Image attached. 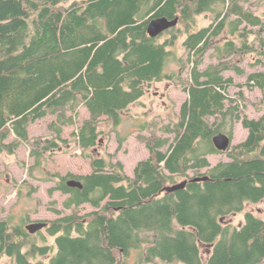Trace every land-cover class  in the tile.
Here are the masks:
<instances>
[{"label":"trees","instance_id":"16d2710c","mask_svg":"<svg viewBox=\"0 0 264 264\" xmlns=\"http://www.w3.org/2000/svg\"><path fill=\"white\" fill-rule=\"evenodd\" d=\"M246 1L0 0V153L12 154L30 140L29 127L37 120L57 117L48 127L53 135L32 140L34 166L45 167L44 154L68 142L63 128L76 124L81 106L90 117L72 134L87 151L100 142L103 116L118 126L148 87L176 78L191 64L182 81L188 98L177 120L162 127L173 138L155 130L143 136L149 157L137 163L133 176L120 161L102 157H92L90 174L55 175L59 183L50 193L69 194L67 208L90 203L96 209L49 221L55 241L45 245L38 242L42 230L32 234L0 216V258L18 264H125L140 249L143 264H264V219L246 211L248 203L264 200V114L253 119L240 112L229 94L234 77L224 75H245L240 63L253 55L250 65L263 69L238 85L264 95V17ZM218 3L223 10L215 9ZM204 12L215 19L200 26L197 17ZM157 17L179 21L151 37L148 26ZM182 36L187 61L171 49ZM210 50L219 61L201 69ZM171 57L183 63L179 73L167 72ZM238 121L248 130L246 140L225 152L217 149L213 137L233 138ZM11 133L15 139L6 143ZM215 153H227L230 161L212 166L208 156ZM181 177L185 187L166 190ZM201 177L208 178L195 180ZM69 179L83 186L70 187ZM241 212L243 224L229 221ZM202 247L211 252L203 254Z\"/></svg>","mask_w":264,"mask_h":264},{"label":"rangeland","instance_id":"374dc122","mask_svg":"<svg viewBox=\"0 0 264 264\" xmlns=\"http://www.w3.org/2000/svg\"><path fill=\"white\" fill-rule=\"evenodd\" d=\"M219 4L214 5L215 9L223 10L224 6L222 4L219 6ZM244 5L264 17V0H248L244 2ZM214 16L215 13L213 12L200 13L197 21L200 26L208 25L215 19ZM245 25L243 24L241 27ZM249 28L252 27L249 26ZM253 29L259 28L254 27ZM223 37H228V31ZM234 38L236 39V36ZM164 39L160 40L164 41ZM183 39L184 36L180 37L171 49L176 52L178 58L187 61L188 53L182 45ZM213 51H208L204 56L201 69L207 68L210 64L218 63L219 60L214 56ZM250 58H253V55L246 56L240 63V66L247 72L246 74L263 69L261 66L252 67ZM237 62L240 61L237 60ZM185 64L184 72L179 73L183 68V63L175 57H171L166 69L168 73H179L177 77L154 82L151 87L147 88V93L139 101L133 103L122 113V121L118 126L109 121L106 116H103L99 123L100 142L98 146L90 150L84 151L80 148L72 134L82 126L85 119L90 117L84 106L80 107L76 124L66 125L63 128L62 138L68 142L59 141V146L48 150L44 154L43 163L45 167L34 166L36 160L31 155L34 149L32 140L45 139L53 135L48 127L53 121H56L57 117L48 115L31 124L29 127L30 140L24 141L12 154L6 151L0 153V216L12 217L15 223L26 226L31 221L36 220L54 221L60 217L71 215L74 211L80 216L94 211L96 208L90 203L83 204L78 208H67L65 201L69 194H65L60 190L50 193V190L59 183L55 175L90 174L93 171L92 157H102L111 159L114 163L120 161L124 165L125 172L133 176L137 163L149 157V151L143 136H150L153 130L161 137H171L172 139L174 136L165 133L162 127L177 120L181 106L188 98V93L184 89L182 81L188 80L191 64L188 62ZM246 74L239 75L234 70L224 72L226 77H234L236 83L229 88V94L237 99L232 104H238L239 111H242L249 118L258 119L264 114V95L259 88L251 89L238 85L246 81ZM68 114L70 115L71 112ZM211 120L213 122L214 118H211ZM145 123L151 125L147 129H142L141 125ZM234 123L232 145L246 140L249 134L241 121ZM14 139L15 134L11 133L5 142L10 143ZM121 139L124 140L122 145H120ZM208 158L212 166L217 165L219 162L230 161L227 153L210 154ZM188 174L193 176V171H189ZM183 179L184 177L180 178V180ZM247 210L264 219V200L259 203H248L246 205ZM229 221L235 225L243 224L244 212L231 215ZM41 235V239L38 240L41 245L54 243L55 236H51L47 232V228L42 230ZM202 251L203 254L209 253L211 248L202 247ZM140 252V249H133L130 256L124 258L123 261H125V264H143L140 261ZM36 258V260H46L48 256H37ZM0 264L18 263L12 257L5 255L0 258Z\"/></svg>","mask_w":264,"mask_h":264},{"label":"water","instance_id":"95a60500","mask_svg":"<svg viewBox=\"0 0 264 264\" xmlns=\"http://www.w3.org/2000/svg\"><path fill=\"white\" fill-rule=\"evenodd\" d=\"M189 1H195V0H189ZM178 21H179L178 17L172 20L168 19L167 17L153 18L149 23L148 33L151 37H156L157 35L163 33L167 29L176 26L178 24ZM232 140L233 139L229 135L224 134V133H220L216 135L215 137H213V142H214L215 147L221 151H227L228 149H230L233 144ZM207 178L208 177H201V178H196L195 180H205ZM67 184L70 187H80L81 188L83 186L82 182L76 179H69ZM186 184H187V180H183L182 182L174 186L167 187L166 190L174 191V190L185 187ZM46 226H48L47 221H34V222L27 224L26 229L30 233L34 234V233H37L43 230Z\"/></svg>","mask_w":264,"mask_h":264},{"label":"flooded vegetation","instance_id":"af4514ba","mask_svg":"<svg viewBox=\"0 0 264 264\" xmlns=\"http://www.w3.org/2000/svg\"><path fill=\"white\" fill-rule=\"evenodd\" d=\"M36 221H37V220H36ZM31 222H34V221H31ZM31 222H30V223H31ZM47 227H48V226H46L44 229H46Z\"/></svg>","mask_w":264,"mask_h":264},{"label":"crops","instance_id":"0c3cea01","mask_svg":"<svg viewBox=\"0 0 264 264\" xmlns=\"http://www.w3.org/2000/svg\"><path fill=\"white\" fill-rule=\"evenodd\" d=\"M84 107H85V106H84ZM80 109H81V108H80ZM80 109H79V110H80ZM86 109H87V108H86ZM88 118H89V117H88Z\"/></svg>","mask_w":264,"mask_h":264}]
</instances>
